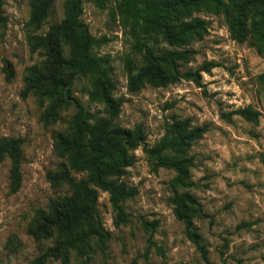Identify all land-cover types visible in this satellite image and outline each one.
<instances>
[{"label":"rangeland","instance_id":"1","mask_svg":"<svg viewBox=\"0 0 264 264\" xmlns=\"http://www.w3.org/2000/svg\"><path fill=\"white\" fill-rule=\"evenodd\" d=\"M37 1L4 0L2 6L0 140L26 142L17 192H12L11 160L0 161V264H37L54 245V238L39 241L30 233L39 212H49L54 201L72 195L71 186L61 180L66 170L76 180L88 176L72 169L57 149L58 136L71 133L75 106L54 109V102L43 94L46 91L30 86L33 69L47 59L39 38L65 19L66 0H50L46 16L33 23ZM48 1L39 0L38 8ZM117 5L118 0H108L105 8L86 2L83 14L92 35L107 40L96 51L109 59L117 85L115 98L124 102L117 125L133 133L142 130L149 148L158 145L175 124L206 128L187 156L195 163L194 187L189 191L203 206V216L195 224L208 255L203 257L174 213L170 199L176 173L156 169V159L140 147L134 152L136 161L120 179L136 190L124 203L127 223H117L110 194L99 190L98 213L110 239L106 249L97 239L92 242L90 264H264V87L260 80L264 47L253 38L244 43L234 40L224 14L201 9L193 18L206 21L207 32L201 40L183 46L193 53L180 67L183 74L199 72L200 84L183 79L133 92L130 73L143 66L147 50L137 49ZM146 41L158 54L176 49L161 36ZM8 66L13 72L10 79ZM88 89L87 80L78 81L72 95L98 118L107 117L101 103L90 101ZM249 107L260 113L258 123L239 114ZM82 262L73 251L68 264ZM44 264L64 263L50 259Z\"/></svg>","mask_w":264,"mask_h":264},{"label":"trees","instance_id":"2","mask_svg":"<svg viewBox=\"0 0 264 264\" xmlns=\"http://www.w3.org/2000/svg\"><path fill=\"white\" fill-rule=\"evenodd\" d=\"M38 2L33 5V23L42 21L51 1L39 8ZM86 2L105 8L108 0H66L65 19L53 26L46 37L39 38L47 59L40 68L33 69L30 80L31 89L46 91L43 94L54 102V109L75 106L71 133L58 136L57 149L68 159L72 169L88 174L87 178L76 180L66 170L61 180L71 186L72 195L54 201L49 212H39L30 233L39 241L54 238V245L36 263L54 259L68 264L71 253L77 251L82 264H90L88 250L95 239L106 249L110 233L98 213L99 190L110 194L117 223H127L124 203L134 197L136 190L120 179L136 161L134 152L140 147L156 159V169L168 168L176 173L171 181L174 193L170 202L177 219L185 225L188 238L206 258L208 250L195 224L203 216V206L189 191L194 187L191 170L195 163L187 156L206 128H191L189 122L175 124L158 145L149 148L142 130L133 133L117 125L124 102L115 98L117 85L111 76L109 59L96 51L107 40L93 36L83 20ZM3 4L4 0H0V23L4 21ZM117 7L123 23L130 27L137 49L147 50L143 54V66L136 74L130 73L129 89L133 92L145 85L166 87L183 79L200 84L199 72L183 74L180 67L193 53L183 50V46L201 40L207 32V22L193 18L194 12L201 9L224 14L234 40L244 43L253 38L256 45L264 47V0H118ZM154 35L161 36L176 49L158 54L146 44V39ZM7 72L10 79L13 72L9 66ZM81 80L89 82L90 101L101 103L107 117L98 118L73 97V87ZM260 80L264 87V75ZM239 114L249 121L259 122L260 113L250 107L240 110ZM25 142L23 138L0 140V161L9 158L12 163V192H17L22 185ZM152 227L155 229V225Z\"/></svg>","mask_w":264,"mask_h":264}]
</instances>
